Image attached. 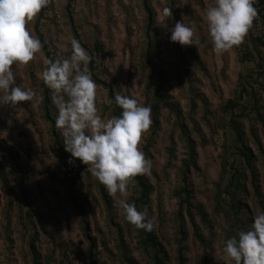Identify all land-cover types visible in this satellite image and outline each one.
Returning <instances> with one entry per match:
<instances>
[{"label":"rangeland","instance_id":"obj_1","mask_svg":"<svg viewBox=\"0 0 264 264\" xmlns=\"http://www.w3.org/2000/svg\"><path fill=\"white\" fill-rule=\"evenodd\" d=\"M175 1L174 7L182 21L194 30L199 41L196 46H189L197 54L199 65L186 52L191 66L188 78L175 60L176 43L170 41L173 16L165 15L169 9L167 0H149L155 12L152 35L147 31L140 0H52L43 11L45 17L37 22L38 15L27 25L35 38L34 28H38L49 54L53 50L57 57L71 55L70 41L75 30L85 46L92 48V43L100 41L104 55L98 54L94 64L104 67L105 73L118 84L122 96L135 98L141 106L148 86L159 87L165 95L168 105L160 111L158 128L155 132L150 128L139 146L144 154L147 150L149 155L145 156L152 161V169L151 175L143 176L150 186L147 205L136 208L153 222L158 238L170 255L177 234L174 193L183 186L182 164L189 155L188 145L193 142L197 154L196 167H191L186 174L192 210L196 214L194 206L204 202L200 192L205 186L213 192L218 181L221 136L215 128L217 109L232 98L239 75L257 93L252 95L253 89L248 87L249 96L240 108L245 115L238 120L242 143L251 151L249 162L237 155L236 149L233 151L238 186L242 189L240 193L235 192V198L243 208L240 218L246 224L242 230L250 227L255 215L264 212V66L259 68V60L254 59L256 52L249 34L240 46L222 55L214 53L206 11L214 6L215 0ZM67 10L72 13L73 23ZM36 23L38 26L34 27ZM147 33L155 39L150 55L152 67L148 69L143 65L148 54ZM46 66L42 50L28 65L12 66L15 76L12 86L34 93L31 101L11 107L0 94V143L27 154V160L20 162L25 172L22 176L11 164L10 157L0 152V264H33L28 247L35 232L38 235L35 246L42 264H88L90 249L96 264H126L128 257L138 264H149L140 249L135 228L126 221L119 207L120 200L137 202L141 194L135 183L130 184L124 196L109 195L112 208L107 210L93 183L97 179L86 171V165L76 160L73 170L81 188L77 192L73 188L67 163L50 135V124L42 118L40 82L44 80ZM159 75L163 76L160 84ZM99 78H105L103 73ZM106 96V91L97 86L96 105L100 116ZM54 106L57 115V106ZM227 130L230 142H235L229 125ZM86 172L93 183L90 190ZM26 220L32 221V225ZM195 220L208 239L209 249L203 251L186 218L189 264H229L222 248L224 232L228 231L225 223L219 218L216 227L209 229L198 217ZM209 232L212 235L206 234Z\"/></svg>","mask_w":264,"mask_h":264},{"label":"clouds","instance_id":"obj_2","mask_svg":"<svg viewBox=\"0 0 264 264\" xmlns=\"http://www.w3.org/2000/svg\"><path fill=\"white\" fill-rule=\"evenodd\" d=\"M52 0H0V94L11 106L33 99L34 93L13 87L14 64L28 65L43 48L27 30ZM257 0H215L206 19L213 51L222 55L240 46L257 17ZM165 15H172L166 9ZM164 23H162L163 25ZM170 41L196 46L194 30L183 21L170 29ZM71 55L48 60L43 72L45 85L57 106L55 126L64 138L69 164L79 160L109 195L127 194L138 176L151 175L152 161L140 150L151 128V107L135 98L115 95L122 109L119 116L102 119L96 105L97 85L87 65L91 57L78 40L71 39ZM111 103V101H108ZM126 221L138 230L152 231L154 224L134 203L119 201ZM229 264H264V212L252 218L250 227L228 238L223 245Z\"/></svg>","mask_w":264,"mask_h":264},{"label":"trees","instance_id":"obj_3","mask_svg":"<svg viewBox=\"0 0 264 264\" xmlns=\"http://www.w3.org/2000/svg\"><path fill=\"white\" fill-rule=\"evenodd\" d=\"M71 1V0H68ZM169 3L170 11L173 15V27L175 23L178 21H182L181 15L179 14L178 10L174 7L176 4L175 0H167ZM258 5L260 7V11L258 15H260L262 19V24L264 25V0H258ZM140 4L145 12L146 20H147V31L152 33V25L154 23V16L155 12L150 6L149 0H140ZM46 9V8H45ZM44 9L39 14V18H37V22L42 20V17H45L43 14ZM70 15V23H73V19L71 18V11L67 10ZM169 16V15H168ZM69 17V16H68ZM38 26L36 23L34 27ZM35 35L37 38L42 42L43 48L42 52L45 55V58L48 62L50 59H54V57L49 54V49L47 48V43L43 36L39 34L38 28H34ZM148 35V42H147V53L145 56V60L143 61V65L146 69L151 68V50H154L155 47V39L149 34ZM250 35V30L249 33ZM81 36L77 33V31H73V38L79 41L82 47L88 51L91 60L90 63L87 65L88 72L91 74L93 80L95 81L96 85L103 88L106 91V97L102 101L101 105V116L107 117L110 119L114 116H119L122 109L118 107L115 103V95L120 94V89L117 83L105 73V69L103 66H99L94 64L95 59L98 54L100 56L104 55V46L100 41H95L92 43V48L89 46H85L82 44ZM250 43L252 48L256 52L254 59L259 60V68L262 69L264 66V31L262 33L261 38H252L250 35ZM71 47V45H70ZM72 50H70L71 53ZM186 52H189L188 56L195 60L194 62L199 65L200 61L198 60L197 54L193 53L194 51L189 46H181L180 44L176 43L175 45V60L177 61L178 68L187 78L189 77V73L191 70L190 63L186 58ZM56 58L57 55L55 54ZM48 66V64H47ZM46 66V67H47ZM151 74V70H149ZM103 73L105 76L104 79L99 78V74ZM152 77V75L149 76ZM244 76L239 75L236 83V87L233 89L232 98L225 100L222 102L217 109V123H216V131L221 136V143L219 145V177L218 181L214 185L213 192L209 191V189L205 186L203 190L200 192V195L204 202L202 204H198L194 206L196 210V214L193 213L192 210V203H191V193L189 190L188 185L186 184V174L188 173L191 167H196V150L194 143H190L188 145L189 155L183 161V177L182 183L183 186L175 191V197L177 199V211H176V227H177V234L174 240L175 248L172 250V255L166 249V246L162 241L158 238L155 228L152 231H145V230H138L133 225L136 230L137 237L139 238V245L142 252L145 254L149 264H189L187 259V252L188 246L186 244L188 238V230L186 226V218L187 222L193 229V237L195 240L202 246L203 251H207L209 249V242L208 239L204 238V234L200 232V229L196 223V217L199 218L200 223L203 224L205 227L209 229H213L216 227L218 219L220 218L226 225L228 231L224 232V242L238 234L245 226V222L242 218H240V213L243 212V208L240 207L238 200H236V191L240 193L242 189L238 186V173L237 169L234 166L233 161V151L236 149L237 155H240L247 163L249 162V155L251 151L242 143V133L239 129V118L245 114L244 111L240 110L241 103L245 97L249 96L248 87L253 89L252 95H257L255 88H252L249 84L244 83ZM158 80L160 81L159 84L163 81V76L159 75ZM188 82H191L189 79ZM257 83V81L255 82ZM158 84V85H159ZM258 84V83H257ZM261 85V84H258ZM152 89H150V88ZM261 87V86H260ZM148 90L146 92L144 106L151 107V118H152V131L158 128L159 121L158 117L160 115V111L167 106L168 104L164 101L165 95L160 92L159 87H151L148 86ZM262 90V87L260 91ZM40 91L41 96L43 97V120L50 124V135L57 146L59 154L62 157V160L67 163L68 173L70 174V182L77 192L78 189L80 190L81 185L79 183L78 178L76 177V173L73 170L74 165L69 164L68 161L70 159V153L65 151L64 148V138L62 137L61 131L56 128L55 120H56V108L54 106V102L52 100V93L51 90L45 85L44 80L40 82ZM121 95V94H120ZM111 101V103H108ZM227 125L230 126L232 133L236 137L235 142H230L229 140V132L227 130ZM60 133V134H59ZM239 145V146H237ZM4 151L10 158L11 164L14 165L17 171H21L22 176H24V170L20 166V162L23 163L27 160V154L19 155L17 151L9 148L6 144L0 143V152ZM145 155H149L147 150H145ZM85 176L88 181V188L91 189L92 184L94 183L98 189V192L103 200V203L107 210L112 208V201L109 196V193L105 189V187L98 181L92 183V179L90 178L87 172ZM135 183V187L138 190V193L141 194L137 202L135 203L136 207L142 209L147 205L148 201V193L150 191V186L148 185V181L144 179L143 176H138L133 181ZM6 190V189H5ZM228 199H227V198ZM10 204V203H9ZM32 210V207H30ZM29 215V213H27ZM27 215V216H28ZM30 222L32 225V221L26 220ZM25 227L28 228V225L24 224ZM131 225V224H130ZM29 228H33L30 227ZM44 231H47L46 227L42 228ZM208 236L212 235V232L206 233ZM38 241L37 232L32 233L30 237V244H29V252L30 256L32 257L33 264H42L40 262V256L36 249V243ZM91 245H93L91 243ZM224 245V243H223ZM223 248V246H222ZM173 260V262H172ZM48 262V260H46ZM87 263L88 264H96V260L91 253V249L87 254ZM126 264H138L133 258L128 257L126 259Z\"/></svg>","mask_w":264,"mask_h":264},{"label":"built area","instance_id":"obj_4","mask_svg":"<svg viewBox=\"0 0 264 264\" xmlns=\"http://www.w3.org/2000/svg\"><path fill=\"white\" fill-rule=\"evenodd\" d=\"M258 0L255 3V8L257 10V17L254 19L252 27L250 28V35L252 38H261L262 37V29H263V25H262V19L260 17V15H258V12L260 11V7L258 5ZM51 55L54 57V59L56 58L55 54H53V50H51ZM20 155H22V151L18 152Z\"/></svg>","mask_w":264,"mask_h":264}]
</instances>
